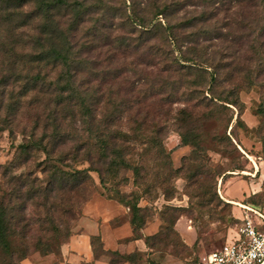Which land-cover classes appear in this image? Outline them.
I'll return each instance as SVG.
<instances>
[{
  "label": "trees",
  "instance_id": "trees-1",
  "mask_svg": "<svg viewBox=\"0 0 264 264\" xmlns=\"http://www.w3.org/2000/svg\"><path fill=\"white\" fill-rule=\"evenodd\" d=\"M187 1L191 0H147L143 8L139 3L138 8L132 7V13L127 16L124 25H131V34L134 36L118 35L113 40L115 45L109 46L111 43L109 40L102 45L109 46L108 50L111 51L107 56L109 65L115 62L117 54L110 50L111 48L123 53L130 47L147 50L166 65L164 71L172 70L174 73L177 71L181 77L198 75L203 81L207 75L210 87L205 91L219 110L222 107L229 108L228 105L237 107L240 88L233 79L235 72L239 73L241 70L235 67L234 71L223 73L222 59L217 60L214 56L210 58L212 62L199 64L197 59L183 56L182 47L185 44L194 45L200 36L206 40L221 39L225 36L223 27L238 26L239 29L246 31L243 36L249 40L250 49L261 58V63L254 72L243 74V83L249 87L261 86L263 100L257 112L264 114V0H218L217 3L213 0L208 2L209 9L179 20L178 14L186 12L187 5H192ZM252 8L255 9L253 13ZM107 9L112 8L101 1L0 0V88H2L0 114L6 104L9 87L21 84V92L14 94L13 88L10 91L12 98V102L8 104L10 111L21 104L17 103V100L23 102L30 95L29 106L35 103L45 104L49 113L44 118L43 129L45 131L52 129L51 133L44 132L41 137H37L35 130H32L27 139L18 146L20 150L18 158H25V161L12 162L3 169V175L8 177L12 170H18L30 160L32 151H41L45 158L39 162V167L42 174L47 175L48 182L43 188H37L32 183L33 180H29L27 176L23 180L22 176H12L10 183L17 180L15 183L17 187L12 188L13 192L5 191L0 194V264H22V261L34 252L42 255L59 253L61 240L71 234L70 220H74L76 214L70 205V208L63 210L66 219L63 218L60 222L56 220L54 212H50V208L46 206L48 197L54 190L66 187L78 190L85 187L88 181L92 180L90 175L92 171L98 173L102 186H106L108 178L116 176L121 170H131L135 176V183L139 184L137 178L140 176L141 168L131 162L134 150L143 146L146 148L145 155H149L153 150L157 157L165 158L167 155L158 134L160 130L154 129L153 121L152 125H149L148 116L135 109L144 101L156 98L162 93L164 94L158 100L163 107L175 103L185 96L183 92L179 94L181 88L189 87L194 80L189 82L179 77L178 81L165 83L151 81L149 92L138 95L132 101H126L127 108L121 110L122 103L117 102L121 101L120 97L116 98L113 95L116 92L109 86L121 76V70L106 67L102 82L109 89L104 91V95L98 92V86L102 83L96 82L99 72L94 66L95 61L88 59L87 56L92 50L100 47L97 43L98 28L95 31V27L104 19V15L99 13L101 11L104 13ZM247 9L253 16L258 15V19L246 16ZM222 13L227 16V20L219 19ZM260 13H263V18ZM93 15L97 17L93 18ZM90 19L94 20L93 26L81 33L83 24ZM197 36L199 37L196 39ZM148 42L151 44L148 45ZM168 46L173 48L170 49ZM176 52L179 53L178 56ZM232 57L235 62L239 56L233 54ZM207 60L209 61V58ZM190 61L192 66L187 67L185 62ZM175 66L179 67V71ZM226 66H231V63ZM186 67V72L181 74ZM51 73H54V76ZM253 77L260 79L256 81ZM219 83H231V87L218 92L215 86ZM133 111L134 114H131ZM166 113L167 116L170 113L169 118L180 126L186 125L190 119L186 107L173 111L167 108ZM78 115L86 125L85 130L92 140V143L83 147L89 146V158L86 160L90 162V166L69 172L64 166L70 165L66 154L72 150L61 151L60 147L65 146L73 135L63 134L62 131L66 130L64 124L68 121L73 123ZM232 120L233 117L228 121L227 128L230 127ZM12 121L5 118L4 123L12 125ZM236 123H243L239 113ZM232 129L233 126L230 134ZM1 130L3 128L0 127ZM256 131L263 134L261 142L264 147V121ZM179 135L182 144L199 146V133L181 131ZM221 141L228 147L238 150L226 132L221 136ZM74 150V157H77L76 155L83 149L82 146L76 145ZM94 155L96 158H93ZM22 193L25 196H22ZM36 195L45 199L44 206L47 209L44 219L32 223L26 213L28 202ZM19 199L22 200L21 203ZM120 202L128 207L129 211L138 210L136 205ZM130 222L136 232L135 220L132 217ZM159 235L160 232L145 239L153 250ZM116 255L120 256L117 253Z\"/></svg>",
  "mask_w": 264,
  "mask_h": 264
},
{
  "label": "rangeland",
  "instance_id": "rangeland-1",
  "mask_svg": "<svg viewBox=\"0 0 264 264\" xmlns=\"http://www.w3.org/2000/svg\"><path fill=\"white\" fill-rule=\"evenodd\" d=\"M95 1H101L112 9L99 13L104 15L103 21L95 27V31L98 28L97 43L100 47L92 50L87 58L95 61L94 66L99 72L96 81L98 83L102 82L106 67L121 70V76L110 83L112 86L109 85L116 92L113 95L116 98L120 97L121 101L117 100V102L122 103L121 110L127 106L126 101H132L138 95L149 92L151 81L165 83L182 78L189 82L194 80L197 83L193 82L189 87L181 88L179 94L183 92L185 96L175 103L163 107L158 100L164 94L162 93L156 98L144 101L140 107H136L135 110L148 116L149 125H152L153 121L154 129L160 130L158 134L167 153L163 158L157 157L154 150L150 151L149 155H145L146 148L143 146L134 150L131 162L141 168L140 176L137 178L139 184L135 183V176L131 170H121L116 176L108 178L106 186H102L98 173L92 171L90 172L92 180L88 181L85 187L78 190H70L69 187L54 190L48 197L46 206L50 208V212H54L53 215L60 222L63 218L66 219L63 210L72 205L76 214V218L70 220L72 233L82 214V208L94 196L100 195L118 202L125 201L132 206L136 205L138 210L134 212L126 207V219L130 221L132 217L135 220L136 234H140L147 227L152 232H160L154 251L162 264H187L196 261L221 246L226 237L234 235L238 223L236 217L242 212L241 204L253 203L264 206V179H262L264 147L261 142L263 134L256 131V128L264 121V114L257 112L263 100V89L260 85L249 87L243 83V74L254 72L260 65L261 58L250 49L249 40L243 36L246 31L239 29L238 26L223 27L225 36L221 39L206 40L200 36L198 42L196 41L197 43L192 46L184 43L183 56L197 59L199 64L212 62L210 58L214 56L217 60L222 59V64L227 67H223V73L234 71L235 67L241 70L239 73L235 72L233 79L240 88L237 107L228 105L229 108L222 107L219 110L205 91H208L210 87L207 75L206 80L203 81L198 75L181 77L176 71H179L178 66H175L176 70L173 67L176 73L172 70L164 71L166 65L147 50L130 47L123 53L111 48L110 50L117 54L115 62L109 65L107 60L109 52L111 53L108 50L109 46L115 45L113 40L118 35L134 36L131 34V25L125 26L124 23L127 22V16L132 13V7L138 8L139 3L143 8L147 0H87V2ZM187 2L192 5H187L186 12L178 14L179 20L209 9L208 2L213 0ZM217 2L219 1L216 0L214 3ZM249 11V9L245 11L246 16L250 15L258 19V15L252 14L255 11L254 8L251 9L252 13ZM260 14L263 18V13ZM224 15L222 13L219 19L227 20V16ZM96 17L97 15H93V18ZM235 18L237 20V15ZM93 23V19L85 22L81 33L91 28ZM108 40L111 41L109 46H102ZM239 47L241 50L238 51ZM168 48L173 47L168 46ZM178 54L176 52L177 56ZM233 54L239 56L235 62H233ZM191 62H185L186 66H192ZM230 63L231 66H226ZM187 67L181 71V74L186 72ZM51 74L54 76V73ZM156 76L162 77L156 78ZM221 76H223L222 73ZM259 79L260 77L255 78L256 81ZM19 86L9 87L6 93V104L0 114V127L3 128L0 131V166H2L0 194L5 191L13 192L12 188L16 186L17 180L10 183L12 176H22V180L27 176L29 180H33L32 183L37 188H43L48 182L47 175L42 174L39 167V162L45 158L41 151H32L30 160L18 170H12L8 175L9 178L2 173L5 166L11 165L12 162L25 161V158H18L20 155L18 146L27 139V135L31 134L32 130H35L37 137H41L44 132L52 131V129L48 131L43 129L44 118L49 113L45 104L35 103L29 106L30 95L23 102L17 100L16 102L21 104L10 111L8 106L12 102L10 91L13 88L14 94L21 92L22 85ZM229 87L231 83H219L215 89L221 92ZM98 89L97 91L104 95V91H107L109 87L104 86L102 82ZM182 107H186L190 119L186 125L180 126L169 118L171 112L168 116L166 112L167 108L173 111ZM238 113L243 121L241 124L244 125L236 123ZM131 114H134V111ZM232 117L230 127L227 128L228 121ZM5 118L13 120L12 125L4 123ZM76 118L77 120L73 123L68 121L64 124L66 130L62 131L63 134L73 135L65 146L60 147L61 151L72 150L66 154L70 165L64 166L69 172L90 166V162L86 160L89 158V146L83 147L92 143V140L80 116ZM232 126L234 129L230 134ZM181 131L199 133V146L182 144L179 135ZM225 132L231 137L238 150L228 147L224 141H221V136ZM57 140L59 141L58 138ZM76 145L82 146L83 150L74 157L73 151ZM95 156L93 158H96ZM22 196L25 195L22 193ZM44 200L36 195L28 202L26 215L28 214L32 223L44 219L47 209L44 206ZM21 202L22 200L19 199V203Z\"/></svg>",
  "mask_w": 264,
  "mask_h": 264
},
{
  "label": "crops",
  "instance_id": "crops-1",
  "mask_svg": "<svg viewBox=\"0 0 264 264\" xmlns=\"http://www.w3.org/2000/svg\"><path fill=\"white\" fill-rule=\"evenodd\" d=\"M84 206L70 236L61 240L58 254L36 252L22 264H162L145 240L155 232L147 227L136 234L126 219L125 205L97 195Z\"/></svg>",
  "mask_w": 264,
  "mask_h": 264
},
{
  "label": "built area",
  "instance_id": "built-area-1",
  "mask_svg": "<svg viewBox=\"0 0 264 264\" xmlns=\"http://www.w3.org/2000/svg\"><path fill=\"white\" fill-rule=\"evenodd\" d=\"M237 227L225 242L187 264H264V206L241 204Z\"/></svg>",
  "mask_w": 264,
  "mask_h": 264
},
{
  "label": "bare ground",
  "instance_id": "bare-ground-1",
  "mask_svg": "<svg viewBox=\"0 0 264 264\" xmlns=\"http://www.w3.org/2000/svg\"><path fill=\"white\" fill-rule=\"evenodd\" d=\"M237 203V202H236ZM239 205V203H237Z\"/></svg>",
  "mask_w": 264,
  "mask_h": 264
}]
</instances>
